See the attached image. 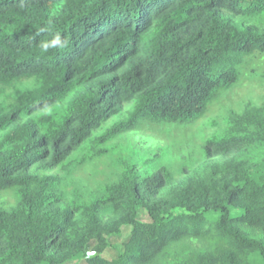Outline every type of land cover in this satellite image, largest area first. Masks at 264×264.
<instances>
[{"label":"trees","instance_id":"1","mask_svg":"<svg viewBox=\"0 0 264 264\" xmlns=\"http://www.w3.org/2000/svg\"><path fill=\"white\" fill-rule=\"evenodd\" d=\"M225 11L261 22L264 0H0V193L18 195L0 208V264H264V159L222 161L168 197V169L142 176L132 163L67 204L69 189L40 172L62 164L126 104L127 116L98 144L142 121L202 118L238 82L244 58L264 52V30L239 27ZM56 33L68 47L42 53L39 41ZM25 81L32 86L20 90ZM244 118L264 129V104ZM239 137L235 129L207 144ZM107 211L122 215L103 224ZM124 226L121 252L106 258L109 237ZM90 242L96 255L87 257Z\"/></svg>","mask_w":264,"mask_h":264},{"label":"rangeland","instance_id":"2","mask_svg":"<svg viewBox=\"0 0 264 264\" xmlns=\"http://www.w3.org/2000/svg\"><path fill=\"white\" fill-rule=\"evenodd\" d=\"M239 27L257 24L264 30V21L259 22L245 14L225 11ZM31 81L18 84L20 90L30 88ZM7 98L15 99L13 91H7ZM4 98L0 96V102ZM264 104V52H253L244 58L238 82L229 90L217 95L208 105L204 116L192 124L160 125L148 121L140 122L134 129L124 132L102 145L97 137L107 128L127 116L131 105L126 104L121 112L108 119L93 136L83 142L62 164L50 170L42 169L43 174L57 177L69 200L81 196L86 199L104 183L117 178L128 164H138L142 176L156 174L163 167L173 175L174 182L165 186L161 195L172 196L178 189L198 181L212 166L222 161H240L253 164L264 159V129L261 126H248L244 113ZM237 129L241 137L230 143L215 147L207 142L222 138ZM247 136V137H245ZM207 148L209 155H204ZM18 201L14 191L0 193V208L13 206ZM139 218L148 220L146 212L138 210ZM238 210H232V214ZM120 211H107L102 218L103 224L119 220ZM209 217H216L215 214ZM80 229L86 232L88 223L80 220ZM129 234V227H122L118 235L109 237L110 247L105 249L106 258H115L122 250V243ZM93 242L86 245L91 252ZM60 264H85L84 259L70 260Z\"/></svg>","mask_w":264,"mask_h":264},{"label":"clouds","instance_id":"3","mask_svg":"<svg viewBox=\"0 0 264 264\" xmlns=\"http://www.w3.org/2000/svg\"><path fill=\"white\" fill-rule=\"evenodd\" d=\"M69 45L66 38H62L59 33L54 34L50 39L39 41V47L42 53H47L50 49H65Z\"/></svg>","mask_w":264,"mask_h":264},{"label":"water","instance_id":"4","mask_svg":"<svg viewBox=\"0 0 264 264\" xmlns=\"http://www.w3.org/2000/svg\"><path fill=\"white\" fill-rule=\"evenodd\" d=\"M94 255H96L95 252H88V253H87V257H92V256H94Z\"/></svg>","mask_w":264,"mask_h":264}]
</instances>
